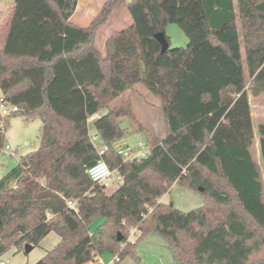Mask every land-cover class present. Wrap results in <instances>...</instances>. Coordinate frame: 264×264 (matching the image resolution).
<instances>
[{"label": "trees", "instance_id": "trees-1", "mask_svg": "<svg viewBox=\"0 0 264 264\" xmlns=\"http://www.w3.org/2000/svg\"><path fill=\"white\" fill-rule=\"evenodd\" d=\"M77 5L13 0L0 21V94L20 108L0 114V149L12 115L43 122L40 147L0 179V256L55 231L60 242L36 264H90L107 248L117 264L155 232L181 264H264V124L262 167L249 97L264 92V0H105L86 26L72 20ZM120 5L132 23L103 54L97 33ZM169 23L188 44L163 52L155 35ZM139 83L160 100L169 133L147 158L126 162L114 143L131 104L102 111ZM100 159L129 176L111 193L88 172ZM174 184L204 205L182 211L160 200Z\"/></svg>", "mask_w": 264, "mask_h": 264}, {"label": "rangeland", "instance_id": "rangeland-1", "mask_svg": "<svg viewBox=\"0 0 264 264\" xmlns=\"http://www.w3.org/2000/svg\"><path fill=\"white\" fill-rule=\"evenodd\" d=\"M100 3L101 0H97ZM130 1V0H127ZM13 0H0V21L7 17L8 9ZM101 6L97 8L98 12ZM92 15L80 16L79 13L72 18L73 21L80 25H88V23L95 16ZM110 22L106 23L101 31L98 47L104 51L102 42L108 33L122 29L127 24L132 23V18L128 9L125 6H118L113 10L109 17ZM108 20V21H109ZM166 34L170 38V47H185L188 44V37L182 28L176 23H169L166 27ZM137 90L131 97H119L114 100L109 108H105L102 113H106L110 108L117 106L129 107L130 111H126L122 116V126L126 130V136L122 139L129 145H134L137 142L144 140L150 144L161 141L169 132V126L164 116L161 102L156 98L151 91L142 83L137 84ZM251 102L255 107V112L258 117H263L264 121V96L253 97ZM43 122L38 113L33 115H12L9 117L6 134L4 139V146L0 149V179L6 175L13 167L18 164L19 158L27 153L36 150L42 143ZM89 130L94 142L101 145V141L96 139V129L94 123L90 121ZM13 146L18 150V156L13 157L7 152V145ZM252 155L262 167V159L260 153V144L258 138H255L254 144L251 148ZM118 172H113V180L110 185L106 187V192H113L120 184L117 179ZM173 205L182 211H191L204 205L205 199L198 192L185 188L179 184H174L170 191L164 194L161 199ZM104 218L99 217L95 219L89 226L91 233L96 231L103 223ZM136 228L130 231L126 243L134 244L138 237ZM135 231L134 233H132ZM61 240V237L55 231L50 232L38 245L33 247L30 251L25 250L24 247H14L1 258L7 261V264H36L42 259L47 251L54 248ZM134 242H131L133 241ZM117 253L112 249L107 248L100 253L101 264H113ZM90 264H100L97 261L90 262ZM117 264H181L173 257L169 244L157 233H149L142 239L134 249V254L129 255Z\"/></svg>", "mask_w": 264, "mask_h": 264}, {"label": "built area", "instance_id": "built-area-1", "mask_svg": "<svg viewBox=\"0 0 264 264\" xmlns=\"http://www.w3.org/2000/svg\"><path fill=\"white\" fill-rule=\"evenodd\" d=\"M20 108L18 105L9 103L1 94H0V114L2 117L8 116L13 112L19 111ZM98 117L97 114L91 117V120ZM97 138V136H96ZM114 147L118 151L119 154L122 155L124 161L131 162V161H142L143 159L147 158L151 152V144L147 141L141 140L137 142L134 145H129L128 143L118 140L114 143ZM108 149L107 145H103L100 148V154H103L105 150ZM7 152L13 156H18V150L16 148H13L11 145H7ZM115 170H112L109 164L104 160L100 159L95 165L90 167L89 169V175L92 178L93 181L99 182L103 184L105 187H108L113 180V172ZM117 179L120 183L124 182L125 176L121 174L119 171ZM68 204L70 207L76 209V202L73 200H68ZM136 231V229H135ZM133 231L132 233H134ZM131 242H134L131 241ZM125 243H122V246H124ZM117 259V256H116ZM115 259V260H116ZM98 262L101 264L100 259H98ZM0 264H7V261L1 258L0 256Z\"/></svg>", "mask_w": 264, "mask_h": 264}, {"label": "crops", "instance_id": "crops-1", "mask_svg": "<svg viewBox=\"0 0 264 264\" xmlns=\"http://www.w3.org/2000/svg\"><path fill=\"white\" fill-rule=\"evenodd\" d=\"M105 2V0H101L100 1V3H98V1L97 0H78V5H77V7H76V10H75V12H74V14H73V16H72V18L73 17H75L78 13H79V15L82 17V16H87V15H92L94 12L96 13L95 15H97L98 14V12L100 11H98V12H96L97 11V8L99 7V6H101L102 7V5H103V3ZM121 6V5H120ZM126 7V6H125ZM118 8V6L115 8V10ZM127 8V7H126ZM91 22V21H90ZM89 22V23H90ZM110 22V20L108 21V23ZM88 23V24H89ZM129 24H131V23H129ZM129 24H127V25H129ZM126 25V26H127ZM86 26V25H85ZM103 26H105V25H103ZM125 26V27H126ZM104 27H101L100 29H99V31H98V33H97V38H96V44H97V47H98V41H99V38H101L100 37V34H101V31H102V29H103ZM124 28V27H123ZM122 28V29H123ZM119 30H121V29H119ZM116 31H118V30H116ZM116 31H113L112 33H108L107 34V36H106V38H104V41L102 42V44L104 45V51H102V50H100L103 54H105V52H106V41H107V39H108V37H110V35H112L114 32H116ZM99 48V47H98ZM243 51H244V47H243ZM128 95V94H127ZM133 95V94H132ZM132 95H128L127 97H131ZM251 95V94H250ZM249 95V97H250V103H251V116H252V122H253V126H254V131H255V138L257 137L258 138V142H259V144H260V135H259V133H258V125L259 124H264V121L262 120L263 119V117L261 116V118L260 117H258L257 116V114H256V112H255V107L253 106V104H252V102H251V96ZM262 96H264V92L263 93H261L260 95H258V96H253V97H262ZM169 133V132H168ZM167 133V134H168ZM95 137H96V135H95ZM166 137V136H165ZM123 141V140H122ZM174 186V185H173ZM33 246V245H32ZM24 247V246H23ZM33 247H35V246H33ZM32 247V248H33ZM100 256V255H99ZM99 259H100V257H99Z\"/></svg>", "mask_w": 264, "mask_h": 264}, {"label": "water", "instance_id": "water-1", "mask_svg": "<svg viewBox=\"0 0 264 264\" xmlns=\"http://www.w3.org/2000/svg\"><path fill=\"white\" fill-rule=\"evenodd\" d=\"M155 36L159 40V42L161 43L162 51L163 52L167 51L170 48V42L167 39L165 32H158V33H156ZM128 179H129V176L126 175L125 179H124V183H126L128 181ZM171 205H173V203H171ZM32 247L33 246L31 244L27 243L25 245V250L30 251L32 249Z\"/></svg>", "mask_w": 264, "mask_h": 264}]
</instances>
